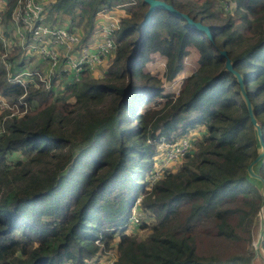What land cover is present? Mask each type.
I'll use <instances>...</instances> for the list:
<instances>
[{
  "label": "trees",
  "instance_id": "obj_1",
  "mask_svg": "<svg viewBox=\"0 0 264 264\" xmlns=\"http://www.w3.org/2000/svg\"><path fill=\"white\" fill-rule=\"evenodd\" d=\"M4 1L8 16L14 0ZM164 1L208 25L211 37L158 7L139 27L147 7L142 0L46 4L48 17L66 14L67 27L82 39L93 31L98 11L116 7L126 14L101 77L81 71L78 81L63 83L61 96L36 80L23 96L28 106L35 98L36 108L3 120L0 264H89L104 258L95 253L99 246H113V264H251L260 195L259 181L245 168L258 140L219 51L225 49L242 75L264 143V0ZM220 1L227 11L216 8ZM188 46L197 51V66L182 77L177 95L164 92L162 82L182 69ZM151 53L164 60L160 78L145 69ZM3 74L0 62V96L17 101L23 86ZM198 125L206 129L200 136ZM186 132L199 137L196 148L146 187L139 174L151 165L155 141ZM253 169L264 177V155ZM138 195L155 218L143 239L124 232ZM203 229L241 250L202 248L197 235ZM258 248L264 262V229Z\"/></svg>",
  "mask_w": 264,
  "mask_h": 264
},
{
  "label": "built area",
  "instance_id": "obj_2",
  "mask_svg": "<svg viewBox=\"0 0 264 264\" xmlns=\"http://www.w3.org/2000/svg\"><path fill=\"white\" fill-rule=\"evenodd\" d=\"M4 0H0V21ZM110 9L100 10L97 14L102 15V21L98 27V35H89L82 39L81 33L76 28H69L46 20V13L42 0H15L10 11L12 18L19 21L16 32L21 36V44L37 56L42 58L46 69L36 66H24L19 70H12L7 73V81L19 83L26 88L29 84L39 80L45 88H51L52 80L50 74H66L69 81H78L80 72L91 70L103 60H107L115 50V32L119 28V17L111 14ZM0 38L3 36L0 30ZM70 74V75H69ZM74 75V77H73ZM24 93V90L22 94ZM178 90H174V94ZM20 94L22 97L24 95ZM0 103L8 110V115L23 113L26 109L24 101L6 103L1 98ZM15 106V107H13ZM3 130V123L0 121V132ZM195 140L194 132L184 134H171L169 137H160L155 141L152 154V162L149 171L143 179L145 186L149 187L156 180L160 179L172 165L181 161L183 156L193 148ZM140 195L136 196L130 205L127 217V226L138 221ZM101 245L99 240L95 241ZM115 257L92 259L89 264H113ZM63 264H74L66 261Z\"/></svg>",
  "mask_w": 264,
  "mask_h": 264
},
{
  "label": "rangeland",
  "instance_id": "obj_3",
  "mask_svg": "<svg viewBox=\"0 0 264 264\" xmlns=\"http://www.w3.org/2000/svg\"><path fill=\"white\" fill-rule=\"evenodd\" d=\"M46 1H49V0H46ZM14 2H15V0H14ZM42 2L44 5V9H45L47 3L44 2L43 0H42ZM221 3H222V7H221ZM214 5L216 6V8L220 7V9H222L223 11H227L225 9L226 4H224V1H220V3H217V4L214 2ZM12 7H11V9H12ZM227 7H228V10H232V12H233L234 2L228 1ZM5 8H6V3L4 1V6L2 7V12H1V21H0V30H1V34L3 36L2 39L0 38V62H1L3 69H4L3 76L6 78L7 73L12 71V66L15 64V62L18 60V58L20 56L21 36L19 34H17V32H16V27L19 25V21H15L12 18L10 12H9V15L6 16L4 13ZM11 9H10V11H11ZM45 13H46V11H45ZM119 14L121 16H123L126 14V12H125V10L124 11L122 10L121 12H119ZM121 16H119V18ZM46 20H48L49 22L55 23V24L65 25V26H69V23H70L68 16L64 13L54 14V15H51L50 17H48L46 14ZM115 48H116V46H115ZM187 51H188L187 55L184 56V58H183L182 69L177 73L175 78H173L171 81H169V84H167L166 81L162 82L164 92L173 91V95H177L176 93L174 94V90L175 89L179 90V83H180L182 77L189 74L197 66V61H196L197 51L195 50V48H193L191 46L187 47ZM114 52H115V50H114ZM114 52L112 54H110V57L107 60L101 61L100 63L96 64L93 69L88 70L87 75L90 77H93V78L101 77L102 74L104 73L105 68L111 62L112 57L114 55ZM21 53L23 54L24 51H22ZM163 62H164L163 58L159 54L154 53V54H152V58L149 59L145 63V69L147 71H149L150 73H152L153 75L160 78ZM54 74H55V72L52 71L50 74V80H52L51 76H53ZM73 77H74V75H73ZM6 80H7V78H6ZM63 80L65 81L66 79L63 77L59 80L56 79L54 82H52L51 88L53 89V96H56V95L61 96L62 95L61 94V87L63 86V83H64ZM72 82H76V81H72ZM41 84L43 85V87H45V85L43 83H41ZM167 85H170V86H167ZM27 87L28 86H26V88ZM26 88H24V93L22 95L26 94V92H27ZM1 98H3V100L6 103L15 102L14 100H12V101L10 99H9L10 101L7 100L4 96H0V100H1ZM16 100H21V101L25 102V105H26L25 111L30 109V108L35 109L37 106V100L35 98H32L29 101V106H28L26 100L23 98V96L17 97ZM65 100L69 101V100H71V98H68V99L65 98ZM13 107H15V106H13ZM7 113H8V110L4 106H2V104L0 103V121L3 122L4 119L10 117ZM23 113H21V114H23ZM16 115H19V114H16ZM198 126H199L197 129L198 132H195V133L198 136H200V132L203 130H206V129L204 127H201L200 125H198ZM199 128H201V129H199ZM196 134H194L195 140H194V144L192 147L193 149L196 148V144L200 140ZM183 160H184V158L181 161L177 162L176 164L172 165L167 170H171V171L175 170L176 168H178V166L181 164V162ZM148 171H149L148 167H144L141 170V172L139 174L140 182H144L143 179L145 178ZM140 199H141V197L139 198V200L137 202V203H139V205H138L139 206L138 221L134 224H130L129 226H127V229L124 230V232H128L129 234L133 235L136 239H143L144 237H146V235L151 230L150 229L151 225L155 221L154 216L147 209H145L144 207L141 206V204H140L141 200ZM259 221H260V218L256 214L254 217L253 226L251 227V231H250V238H251L250 245H252L253 248H254V246H256ZM142 222H143L144 226H139V224ZM207 224H208L207 222L204 223L205 226H208ZM263 224H264V215H263ZM263 229H264V227H263ZM112 241H114V240H112ZM197 241L200 244V246L204 249L216 246V247H221V248L228 249L231 251H240L241 250L240 245L236 246L235 241L214 238L208 229H203L202 232H200L197 235ZM258 245H259V243H258ZM244 247L247 248L249 246H248V244H244ZM95 253L100 254V255H104L105 258H111V255L116 257V254H117L115 252V249L113 248V246L107 247V248H102L101 246H99ZM250 263L251 264H264L263 259H262L261 254H260V251H259V248L257 250L254 249V254L250 258Z\"/></svg>",
  "mask_w": 264,
  "mask_h": 264
},
{
  "label": "water",
  "instance_id": "obj_4",
  "mask_svg": "<svg viewBox=\"0 0 264 264\" xmlns=\"http://www.w3.org/2000/svg\"><path fill=\"white\" fill-rule=\"evenodd\" d=\"M142 1L147 4V7H146V9L143 12V18L138 23L139 27L149 20L151 11L155 7H158V8L167 10L168 12H170L173 15H176L178 17L184 18L185 21H186V24L188 26L196 28V29L204 32L208 37H211V33H210L208 25L202 23L200 20L192 19L185 12L179 11L178 9L173 7L172 4H170L168 2H165L164 0H142ZM219 55L224 57L223 68L226 71L232 73V75L235 78V81L238 84L239 94H240V96H241V98H242V100H243V102L245 104V107H246V110H247L251 125L254 128V130H255V135H256L257 140H258V150H257L255 156L248 162V164L246 165V168H245L247 176H249L251 178H255V179H257L259 181L260 204H259V207H258V210H257L256 214L259 216L260 221H259V228H258L256 246H254V249L257 250L258 249L257 245H258L259 240L261 238V234H262L263 227H264V224H263V215H264V177L260 176L253 169V165L264 155V143H263V139H262V133H261L260 125L256 121V117L254 115L251 102H250V100H249V98H248V96L246 94V90H245V87H244V84H243L242 75L240 74V72H238L237 70H235L233 68L230 58L226 55L225 49H221L219 51Z\"/></svg>",
  "mask_w": 264,
  "mask_h": 264
},
{
  "label": "crops",
  "instance_id": "obj_5",
  "mask_svg": "<svg viewBox=\"0 0 264 264\" xmlns=\"http://www.w3.org/2000/svg\"><path fill=\"white\" fill-rule=\"evenodd\" d=\"M43 1L48 3V1H46V0H43ZM122 10H123L122 8H116L115 7V8H110L109 11L111 12V14L116 15V16L119 17V16H121L119 14V12H121ZM102 21H105L104 17L102 15H99V14L96 13L95 17H94V29L91 32V34H89V35H94V36L98 35V27L100 26ZM22 51H24L23 54L21 53ZM21 52H20V56H19V58L17 60L18 62H21V64L18 66L19 68L17 70L21 69L24 66H29V65L30 66H36L38 68H42L43 70L46 69L47 66H46L44 60L42 58H40L39 56H37L34 52L28 51L22 44H21ZM61 76H63L66 79L65 81H69L68 80L69 76L66 75V74L61 73L59 75L58 74H54L53 76H51L52 77V82H54L56 79H58V80L61 79ZM167 84H169V83H167ZM170 85H167V86H170Z\"/></svg>",
  "mask_w": 264,
  "mask_h": 264
}]
</instances>
